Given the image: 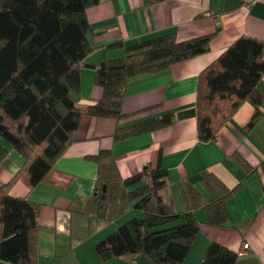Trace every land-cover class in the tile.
<instances>
[{"label":"trees","instance_id":"trees-1","mask_svg":"<svg viewBox=\"0 0 264 264\" xmlns=\"http://www.w3.org/2000/svg\"><path fill=\"white\" fill-rule=\"evenodd\" d=\"M100 2L0 0V164L9 154L8 144L23 156L17 172L0 184V264L40 262V203L27 194H10L14 183L21 180L29 190L40 183H54L56 163L77 140L83 115L125 118L128 112L124 99L132 81L162 73L171 64L210 49L214 33L184 39L172 31L132 44L116 38L94 43L93 36L98 32L93 29L87 11ZM253 3L243 0L246 7ZM103 46L122 48L123 53L103 56L99 64L94 63V83L102 88V95L85 102L81 70L87 66L89 55ZM263 73L264 40L241 35L200 72L193 108L177 116L168 112L130 125L118 124L113 137L118 141L193 116L199 139L215 140L219 129L246 100L256 106L245 124V128L252 129L262 114L259 106L264 96L258 84ZM91 157L98 163L92 194L98 206L94 217L117 221L131 207L144 210L143 217H130L95 243L101 262L143 253L154 264H181L201 228L196 216L200 206L207 208L212 224L229 225L227 197L241 182L228 187L211 172L224 194L207 201L186 179L183 181L186 211L168 213L158 195L168 183V171L160 163L122 177L111 150L102 149ZM259 166L264 168V158L249 166L248 173ZM92 228L89 220L87 233ZM238 256L239 250L213 240L200 264H235Z\"/></svg>","mask_w":264,"mask_h":264},{"label":"crops","instance_id":"crops-1","mask_svg":"<svg viewBox=\"0 0 264 264\" xmlns=\"http://www.w3.org/2000/svg\"><path fill=\"white\" fill-rule=\"evenodd\" d=\"M87 13L93 29L98 32L93 36L94 43L116 38L132 44L172 31L184 39L209 33L214 36L207 52L173 63L162 73L132 81L124 99V108L128 112L125 118L83 115L77 140L56 163L54 183H40L32 190L21 180L14 183L10 194H27L28 198L40 203L39 264H154L143 253L101 262L95 251V243L113 227L96 230L95 223L103 219H96L95 213L85 211L93 197L98 172V163L91 156L102 149L111 150L115 155L122 177L138 173L148 165L160 163L166 168L168 183L158 195L168 213L183 214L186 211L183 194L186 179L207 201L224 194L211 172L228 187L241 182V186L227 197L228 226L212 224L207 208H197L201 228L181 264H200L213 240L235 251L244 243L250 245V249L239 254L235 264H264V168L259 166L248 173L249 166L257 165L264 158V102L259 106L262 114L255 127L245 128L256 108L251 100H246L219 129L215 140L199 139L197 120L193 116L118 141L113 137L118 124L130 125L168 112L177 116L193 108L203 68L241 35L249 34L264 40V0H258L250 7L243 5V0H101L89 7ZM122 53V48L106 49L103 46L89 55L88 64L92 66H84L81 70L85 102L102 95V88L94 83V63L99 64L103 56L114 57ZM258 89L264 96V73ZM8 148L9 154L0 164V184L7 182L23 162L19 151L9 144ZM129 212L144 215L140 208L131 207ZM89 220L93 228L87 233ZM113 222L116 224V221L107 223Z\"/></svg>","mask_w":264,"mask_h":264},{"label":"rangeland","instance_id":"rangeland-1","mask_svg":"<svg viewBox=\"0 0 264 264\" xmlns=\"http://www.w3.org/2000/svg\"><path fill=\"white\" fill-rule=\"evenodd\" d=\"M5 143H7L5 140H3ZM126 216V217H125ZM124 217H122V218H120V219H118L117 221H116V224H115V222H113V223H107V222H105L104 220H99L97 223H95V229L97 230V229H103L105 226H113L111 229H108L109 231L108 232H110L111 230H113V229H115L117 226H119L120 224H122V223H124L127 219H129L130 217H132V216H143V214H142V212H138V213H134V214H131L130 212L129 213H127L126 215H125ZM107 232V233H108ZM107 233H105V234H107Z\"/></svg>","mask_w":264,"mask_h":264},{"label":"water","instance_id":"water-1","mask_svg":"<svg viewBox=\"0 0 264 264\" xmlns=\"http://www.w3.org/2000/svg\"><path fill=\"white\" fill-rule=\"evenodd\" d=\"M101 65H103V63ZM87 66H91V64H87ZM85 211L90 214L97 213L98 206L96 205L95 199L93 197L89 199L87 206L85 207Z\"/></svg>","mask_w":264,"mask_h":264},{"label":"built area","instance_id":"built-area-1","mask_svg":"<svg viewBox=\"0 0 264 264\" xmlns=\"http://www.w3.org/2000/svg\"><path fill=\"white\" fill-rule=\"evenodd\" d=\"M257 0H245L246 3L256 2ZM248 249H250V245L248 243H244L242 247L239 249V254L245 253Z\"/></svg>","mask_w":264,"mask_h":264}]
</instances>
